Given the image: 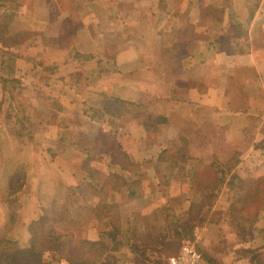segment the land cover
<instances>
[{
    "label": "crops",
    "instance_id": "0c3cea01",
    "mask_svg": "<svg viewBox=\"0 0 264 264\" xmlns=\"http://www.w3.org/2000/svg\"><path fill=\"white\" fill-rule=\"evenodd\" d=\"M238 1L0 0V180L12 177L0 182V235L16 216L19 245L29 247L30 225L45 215V232L71 255L75 241L111 230L94 214L102 184H89L90 157L96 171L125 177L108 196L130 207L118 264L136 259L133 205L188 211L195 183L219 174V216L204 218L222 237L209 249L222 264H252L239 249L264 251V209L242 238L221 211L239 197L231 175L264 176V0L246 6L245 21ZM14 80L28 105L9 94ZM180 136L190 160L163 174L160 156ZM23 172L16 186L13 173ZM60 252L46 250V264H69Z\"/></svg>",
    "mask_w": 264,
    "mask_h": 264
},
{
    "label": "trees",
    "instance_id": "16d2710c",
    "mask_svg": "<svg viewBox=\"0 0 264 264\" xmlns=\"http://www.w3.org/2000/svg\"><path fill=\"white\" fill-rule=\"evenodd\" d=\"M6 80L3 79V82ZM13 82H19L14 80ZM126 105L124 101L119 102V106ZM124 107V106H123ZM122 112H125L122 109ZM177 157V158H176ZM188 155V140L180 136L179 143L171 149H166L160 156L161 162L169 164L173 161L176 166L179 162H189ZM88 172L89 184L91 181H98L102 186L100 190V202L94 209V214L100 218H109L112 229L103 232L100 239L97 241H83L81 251L78 254L67 255L69 264H117L114 252L117 251L122 244L119 236L123 233L121 211L119 205L110 204L108 202L109 193L113 190L115 179L121 180L122 177L118 174L107 173L102 174L91 167V158L88 157L83 165ZM105 175V176H104ZM185 175V173H184ZM229 184L231 188H237L241 192V200L237 203L238 212H234V220L238 221V225L243 226L246 222L256 221L261 211L264 208V176L260 177H244L238 174H233ZM209 188L210 193L205 196L201 194L194 199L186 212L184 221H177L174 225L165 228L164 232H159L155 224L147 223V235L142 241L135 240L129 245L131 249L141 256H145L147 249H176L173 245L183 240H192L195 235L196 222L201 220V215L205 207H211L218 197V187L216 182L201 181L198 188L199 193L203 189ZM158 212H154L153 216L157 217ZM238 216L239 218H237ZM47 216H42L39 220L34 221L30 225L31 243L29 247H21L14 232V224L16 216L11 217V223L7 230L0 235V264H46L44 255L45 227L48 222ZM180 220V219H179ZM242 222V224H240ZM176 226L173 230L172 227ZM240 226V227H241ZM243 228V227H241ZM111 244V246L108 245ZM199 250V249H198ZM159 251H161L159 249ZM164 251V250H163ZM180 251V250H179ZM201 253L205 264H222L221 260L212 251L208 250ZM245 256L250 258L252 264H264V254L259 249L246 248ZM179 253V252H178ZM177 253V254H178Z\"/></svg>",
    "mask_w": 264,
    "mask_h": 264
},
{
    "label": "rangeland",
    "instance_id": "374dc122",
    "mask_svg": "<svg viewBox=\"0 0 264 264\" xmlns=\"http://www.w3.org/2000/svg\"><path fill=\"white\" fill-rule=\"evenodd\" d=\"M238 2H239L238 3L239 9L241 10V13L239 11L238 16H239L240 20L245 21L250 16L249 9L255 7L257 5V1L256 0H239ZM246 6H249V9H247ZM233 19H235V18H233ZM7 62H8V64L6 66H3L5 64L1 65V68H3L2 69L3 71H7L8 68L10 67L11 62H9V61H7ZM9 86H10V90H11V92L9 94L12 96V98L16 102V104H19V106H24V105L29 104V97H30L29 93L27 90L24 89V87L21 85L20 82H18V83L17 82H11L9 84ZM7 103H9V102H7ZM5 114H6L5 115L6 117H11L12 115H14V114L10 113L9 109H8V111L6 109ZM26 123L28 124L29 127H31V124H32L31 121H28L26 119L25 122H23V125L25 124V126H26ZM0 131H1V129H0ZM0 136H1V134H0ZM164 166L165 167H163L162 173L164 174L165 172H167V174H172L170 170L172 167H175L173 165V161H170L169 164L166 163ZM114 174H118L122 177V179L118 180V181L115 179L114 186L121 184V182L125 180L124 175H121L119 173H114ZM9 175H10L9 173L5 174V176L3 177V180H0V182L9 184L10 179L12 178ZM13 175L20 179L19 181H16V182H18L16 184V186H19V184L21 185V182H23V179L26 178L25 172H23L22 174L20 173L18 175H17V173L16 174L13 173ZM185 175H184V172H182L180 176L185 177ZM220 176L221 175L219 174L215 180L211 181V182L217 183L218 197L214 201V204L211 207H205L204 208V211L201 215V220L196 222L194 238L192 240H183V241H180L179 243L174 244L173 248L176 247V249H169V248L167 249V247H166V249H161L162 248L161 245H159L158 248H149V249H147V253L145 256H141L139 253L133 251V253L135 254V257H136L133 264H169L170 258L172 256L177 255V253L179 252V250L181 249L182 245L185 242H190V243L194 244L197 249L202 250L203 252L204 251L207 252L208 250H210L209 244L211 243V241L213 240L214 237H218V238L222 237V232H221V229L219 228L218 223L212 222L211 224H209L207 221V218H204V216H207V213H209V212L211 214L213 212V209L215 208V205L217 204V201L219 199V195H220L221 190H222V185L225 182L223 175L221 177ZM244 177H247V176H244ZM229 181H230V179H229ZM199 182H201V181L198 180L195 183L196 192L194 195L195 196L194 199H196L201 194H204V196H205L207 193H210V189L208 187L207 188L204 187L203 191H201V193H199V188H198ZM231 189L235 190L236 193H238L239 197H238V199H236V202H232L229 205L222 206L221 211L230 217L232 224L235 226V229L238 230L239 236L242 238L246 235V233L248 231V225L247 224H250L251 222H246L245 224L243 223L244 225L241 222L240 224L243 225V226H241V225H238V221L234 220L233 216H235L234 212H236V211L238 212L237 203L240 202V200H241V192L237 188H231ZM88 191L92 193L93 190L89 189ZM13 207H15V208L18 207L17 201H15L13 203ZM132 207L138 208L141 211L140 212L141 215L139 217L140 219L138 220L135 218L133 224L130 225L131 226L130 232L132 233V239H133V241L135 240L136 242L142 241L146 238V235L148 233L147 223L155 224L157 226L158 231L163 233L165 228H168V226L174 225L177 221H180V222L184 221L183 219L186 218L185 214L187 212L184 210L179 211V209L176 210L171 206H163V207H158L154 210H151V209L147 210V209H145V205L143 204L142 201L137 202V205H133ZM120 211H121L120 218L122 221V227H123L124 233H122L119 236V239L121 240V242L123 244V242H125V241L129 242V239L126 236L125 230L127 228H129V226H128L129 222H127V217L130 215V213H129L130 207L120 206ZM155 211L158 212L157 217L153 216V213ZM218 211L219 210L214 211L213 216H219ZM236 217L239 218L238 216H236ZM240 226L243 228H241ZM175 228H176V226L172 227L173 230ZM45 229H46V227H45ZM82 242H83V240L75 241L74 246L76 249H75L73 254H78L81 251ZM62 245H63V242L60 239L56 238V236H53L50 233L45 234V238H44V247L45 248L44 249H46V250L55 249L58 252H60V247ZM108 245L111 246L110 243H108ZM120 247H121V245H120ZM246 248H249V247H241L239 249V253L245 255L244 250ZM159 249L161 251H159ZM259 250L261 252H263V254H264L263 250H261V249H259ZM119 253H120L119 249L114 252V256H115V259L117 260V264H118V260H119ZM58 256L59 257H57V258L67 257L66 254H62L61 252L58 254ZM65 259L67 260V258H65Z\"/></svg>",
    "mask_w": 264,
    "mask_h": 264
},
{
    "label": "built area",
    "instance_id": "2783aa9c",
    "mask_svg": "<svg viewBox=\"0 0 264 264\" xmlns=\"http://www.w3.org/2000/svg\"><path fill=\"white\" fill-rule=\"evenodd\" d=\"M169 264H205V261L194 244L185 242L179 253L170 258Z\"/></svg>",
    "mask_w": 264,
    "mask_h": 264
}]
</instances>
